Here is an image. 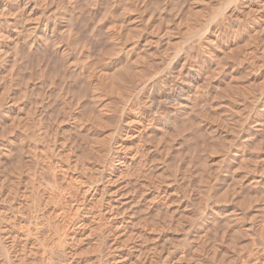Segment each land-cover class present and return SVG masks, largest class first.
<instances>
[{"label":"rangeland","instance_id":"374dc122","mask_svg":"<svg viewBox=\"0 0 264 264\" xmlns=\"http://www.w3.org/2000/svg\"><path fill=\"white\" fill-rule=\"evenodd\" d=\"M0 45V264H264V0H0Z\"/></svg>","mask_w":264,"mask_h":264},{"label":"bare ground","instance_id":"6f19581e","mask_svg":"<svg viewBox=\"0 0 264 264\" xmlns=\"http://www.w3.org/2000/svg\"><path fill=\"white\" fill-rule=\"evenodd\" d=\"M228 1V0H227ZM230 1V0H229ZM235 1V0H234ZM225 2V1H224ZM241 2V1H240ZM133 3V2H132ZM226 3V2H225ZM134 4V3H133ZM224 4V3H223ZM237 4V3H236ZM235 4V6H237ZM225 5V4H224ZM227 5H228V2H227ZM126 7V6H125ZM4 8V7H3ZM135 8V7H134ZM105 9H106V7H105ZM125 9V8H124ZM127 9V8H126ZM103 10V9H102ZM123 12H125V10L123 11ZM225 14V13H224ZM223 14V15H224ZM221 15V14H220ZM103 16V15H102ZM130 17V16H129ZM225 17V16H224ZM101 18V17H100ZM128 18V17H127ZM54 19V18H53ZM66 19V18H65ZM67 22V21H66ZM115 22V21H114ZM55 23H54V21L53 20H51V18L49 19V18H47L46 17V20L44 19V20H39L38 19V21H37V23L33 26V29H31L30 30V26H26L27 27V31H26V33H27V35H28V38H29V40H30V44H32V46L33 47H46V44H45V42L43 41V37H44V40H45V37H52V39H55V44H59V43H61L58 39H56V36H55V33L53 32L54 31V27H55ZM64 25H67V24H64ZM117 25V24H116ZM221 25V24H220ZM114 26V25H113ZM219 26V25H218ZM66 27V26H65ZM69 27V26H68ZM120 27V26H119ZM119 27L117 26V28L119 29ZM108 28H109V26H108ZM107 28V29H108ZM114 28V27H113ZM116 28V29H117ZM193 28V27H192ZM63 29H64V27H63ZM78 29V28H77ZM215 29V28H214ZM68 30V29H67ZM66 30V31H67ZM70 30V29H69ZM80 31V30H79ZM105 31V30H104ZM145 31V30H144ZM2 32V31H1ZM24 32V31H23ZM69 32V31H68ZM67 32V33H68ZM2 34H3V32H2ZM63 34H64V32H63ZM64 35H67V34H64ZM119 35H121V34H119ZM202 35V34H201ZM68 37V36H67ZM87 37H89V36H87ZM93 37V36H92ZM113 37V36H112ZM122 37H123V35H122ZM90 38V37H89ZM121 38V37H120ZM72 39V38H71ZM111 39V38H110ZM110 39H108L107 41H109ZM114 39V38H113ZM117 39V38H116ZM118 39H119V37H118ZM133 39V38H132ZM50 40V39H49ZM67 40V39H66ZM69 40H70V38H69ZM83 40V39H82ZM106 40V39H105ZM211 40V39H210ZM107 41H105V42H107ZM114 41V40H113ZM76 42L77 41H75V40H73L72 42H70L68 45H72V46H74V44H75V46H78L77 44H76ZM93 42V41H92ZM188 42V41H187ZM186 42V43H187ZM54 43V42H53ZM78 43H79V41H78ZM104 43V42H103ZM114 43V42H113ZM159 43V42H158ZM84 44V41H83V43H82V45ZM140 44V43H139ZM142 44H144V43H142ZM64 45H65V43H64ZM67 45V46H68ZM82 45H81V48H82ZM85 45V44H84ZM89 45V44H88ZM106 45H107V43H106ZM118 45V44H117ZM131 45V44H130ZM190 45V44H189ZM70 47V48H72L73 49V47ZM75 46H74V48H75ZM80 46V45H79ZM78 46V47H79ZM101 46V45H100ZM134 46V45H133ZM54 47V46H53ZM85 47V46H84ZM91 47V46H90ZM118 47H119V45H118ZM132 47V46H131ZM62 48H64V46H62L61 47V49ZM68 48V47H67ZM86 48V47H85ZM99 48V47H98ZM122 48H124V47H122ZM69 49V48H68ZM76 49H77V47H76ZM79 50H80V48H78ZM84 49V48H83ZM121 49V48H120ZM3 50V48L1 47V45H0V52L2 53V52H5L4 50ZM71 50V49H70ZM85 50V49H84ZM138 50V49H137ZM189 50V49H188ZM8 51V50H7ZM42 51V50H41ZM46 51H47V49H46ZM60 51H62V50H60ZM64 51V50H63ZM65 51H67V49H65ZM72 51V50H71ZM74 51V50H73ZM81 51V50H80ZM107 53L105 52V51H102V53L103 52H105L106 54H107V56L106 57H110L111 58V55L113 56V53H116L117 51H119V53H120V50H118V48H117V46H116V44H111V45H109L108 47H107ZM125 51V50H124ZM123 51V52H124ZM134 51V50H133ZM43 52V51H42ZM41 52V53H42ZM8 53V52H7ZM6 52H5V54L4 55H6L7 54ZM64 53V52H63ZM70 53V52H69ZM74 53V52H73ZM78 53H79V51H78ZM83 53V52H82ZM143 53H144V51H143ZM43 54V53H42ZM51 54V53H50ZM65 54V53H64ZM64 54H63V57H64ZM67 54V53H66ZM71 54V53H70ZM116 54H118V52L116 53ZM116 54H114V56L116 55ZM125 54V53H124ZM49 55V54H48ZM73 55H75V54H73ZM78 55H80V53L78 54ZM123 55V54H122ZM137 55V54H136ZM7 56V55H6ZM81 56V55H80ZM83 56H86V55H82V60L84 61V58H88L89 57V55H88V57H84L83 58ZM95 56H97V58H95V60L97 61V63H98V67H99V65L100 64H102V66L101 67H103L104 68V70L103 71H101V69H99V70H97L98 71V74H99V72L101 73V75L100 76H102V74H104L103 75V78L102 79H104V77H106V76H109L108 75V73L110 74V72H112L111 73V78L112 77H114V78H112L113 79V81H115L114 79L115 78H119L120 77V75L122 74H124V71L125 72H127L125 69V66L121 63L122 61L120 60L121 59V57H120V55L118 54L117 56H116V60H117V62L119 63V61H121L119 64H115L111 69V71L110 72H107V71H109V64L107 63V62H104L105 61V59H104V61H103V59L101 60V58L104 56V54L102 55V57H100L99 55H94V57ZM98 56L100 57V59H98ZM113 56V57H114ZM146 56V55H145ZM61 57V56H60ZM67 57V56H66ZM74 58H76V57H72L71 59H72V61L70 62V63H68V66L70 65H72V67L74 68V69H76L77 67H81V68H84L85 67V61L84 62H82V63H84L83 65H84V67H83V65H79V66H76L75 64L78 62L79 64H80V59H79V61H77V62H75L73 59ZM78 58V57H77ZM80 58V57H79ZM91 58V57H90ZM89 58V59H90ZM109 58V59H110ZM115 58V57H114ZM114 58H113V61H114ZM124 58V57H123ZM128 58V57H127ZM92 59V58H91ZM98 59V60H97ZM106 59H108V58H106ZM126 59V58H125ZM136 59V58H135ZM135 59H133L134 61H135ZM43 60H45V59H43ZM77 60V59H76ZM93 61H94V59H92ZM116 60H115V62H116ZM47 61H50V57H48V58H46V60L44 61V63L46 62V64H48V63H51V62H48L47 63ZM57 61V60H56ZM55 61V62H56ZM69 61V60H68ZM73 61H74V63H73ZM88 60H86V62H87ZM96 61L95 62H93V64L94 63H96ZM35 62V61H34ZM104 62V63H103ZM164 62V61H163ZM61 63V65L60 64H58V66H56V69H54L53 68V71H51L52 70V68L51 67H53V66H49V65H53L54 63H53V61H52V63L51 64H49L48 65V67H50L51 68V72H49V74L50 73H52L51 75L53 76L52 78H51V76L50 75H48V72H47V70H46V72H47V74H46V76L48 75V76H50V77H46V79L47 78H49V83L47 82V80L46 79H44V80H46V81H44V82H47L49 85L50 84H52V85H50V86H52V87H54L53 86V84H56V83H59V85L61 84V82H62V80L60 81V82H54V81H56V80H54L55 79V76L57 77H61V79H62V77H63V79H64V76H65V79H68L69 78V76L67 75V78H66V73L64 74V73H62V74H64L63 76L62 75H59V73L60 72H58V68L57 67H59V66H61V67H59V68H64L63 67V65L64 64H66L67 65V63H65L64 61H62V62H60ZM64 63V64H63ZM88 63V64H87ZM86 64L87 65H89V62H87ZM126 63V62H125ZM124 63V64H125ZM135 63V62H134ZM147 63V62H146ZM206 63V62H205ZM37 64H38V62H37ZM41 64V63H40ZM126 64H128V62L126 63ZM143 64V63H142ZM141 64V65H142ZM182 64V63H181ZM43 65V64H42ZM55 65V64H54ZM57 65V64H56ZM78 65V64H77ZM86 65V66H87ZM113 65V64H112ZM169 65V64H168ZM171 65V64H170ZM38 66H40V65H38ZM46 66V65H45ZM44 66V67H45ZM91 66V65H90ZM205 66V65H204ZM44 67H41L42 68V70H43V68ZM135 67V66H134ZM144 67V66H143ZM170 67V66H169ZM46 68V67H45ZM49 68V69H50ZM65 68H67V67H65ZM69 68V67H68ZM86 69H85V72H86V70L88 71L89 69L87 68V67H85ZM90 68V67H89ZM94 68H95V64H94ZM141 68V67H140ZM139 68V69H140ZM166 68H168V67H166ZM46 69H48V68H46ZM73 69V70H74ZM91 69H92V66H91ZM128 69V68H127ZM59 70H63V69H59ZM80 70H82L83 71V69H80ZM93 70V69H92ZM129 70V69H128ZM134 70V69H133ZM179 70V69H178ZM69 71V70H68ZM70 71H72V70H70ZM89 71H91V70H89ZM95 71V70H94ZM136 71V70H135ZM197 71V68L196 67H194V69L192 68V72H196ZM40 72V71H39ZM63 72H65V71H63ZM96 72V71H95ZM104 72V73H103ZM143 72V71H142ZM41 73V72H40ZM84 73V72H83ZM89 73V72H88ZM93 73V72H92ZM138 73V72H137ZM141 73V72H140ZM191 73V72H190ZM197 73V72H196ZM75 74V73H74ZM90 75H84V76H87V77H85V80L87 81V80H93V79H89V78H91L93 75L91 74V73H89ZM95 74V73H94ZM97 73H96V75H98ZM107 74V75H106ZM127 74V73H126ZM128 74H130V73H128ZM152 74V73H151ZM44 75V74H43ZM70 75V74H69ZM72 75V74H71ZM71 75H70V78H71ZM121 75V76H122ZM131 75V74H130ZM133 75H136V74H133ZM133 75H131V76H133ZM88 76H89V78H88ZM91 76V77H90ZM131 76H130V78H131ZM136 76H138V75H136ZM143 76V75H142ZM174 76V75H173ZM31 77V76H30ZM60 77H59V79H60ZM73 77H74V75L72 76V79H73ZM78 76H76V78H77ZM95 77V76H94ZM93 77V78H94ZM123 77H125V76H123ZM135 77V76H134ZM75 78V79H76ZM84 78V77H83ZM86 78H88V79H86ZM95 78H99V76L98 77H95ZM101 78V77H100ZM108 78V77H107ZM107 78H105L106 80H107ZM110 78V77H109ZM108 78V79H109ZM110 78V79H111ZM117 78V79H118ZM149 78V77H148ZM58 79V78H57ZM71 79V80H72ZM82 79V78H81ZM128 79V78H127ZM134 79H136V78H134ZM141 79V78H140ZM143 80H144V78H142ZM141 79V80H142ZM146 79V78H145ZM95 80V79H94ZM93 80V81H94ZM101 80V79H100ZM100 80H98V82L97 83H99L100 84ZM119 80H120V78H119ZM129 80H133V79H129ZM137 80V79H136ZM149 80V79H148ZM170 80H171V78H170ZM182 80V79H181ZM77 81H79V80H77ZM86 81H83V83L84 84H87V82ZM92 81V82H93ZM96 81V80H95ZM94 81V82H95ZM100 81V82H99ZM102 81H104L105 82V80H102ZM107 81H109V80H107ZM112 81V80H111ZM111 81H109V82H111ZM117 82H115V83H119L118 82V80H116ZM123 81V80H122ZM139 82H141L140 80H138ZM151 81V80H150ZM43 82V83H44ZM64 82L66 83V80H64ZM72 82V81H71ZM75 82H76V80H75ZM73 83V84H76V83ZM93 82V83H94ZM104 82H101V84L102 83H104ZM127 82V81H126ZM129 82V81H128ZM131 82V81H130ZM129 82V83H130ZM169 82V81H168ZM65 83H62L61 85L63 86V84H65ZM69 83H70V81H69ZM68 83V84H69ZM71 83V84H72ZM79 83V82H78ZM81 83H82V81H81ZM81 83H79V84H81ZM89 83H90V81H89ZM122 83V82H121ZM149 82H147V87H148V85H151V84H148ZM156 83V82H155ZM169 83H171V82H169ZM45 84V83H44ZM92 84V83H91ZM106 84V83H105ZM110 84H112V83H110ZM120 84V83H119ZM122 84H126L125 82L124 83H122ZM131 84V83H130ZM146 84V80L145 81H143V82H141V83H139L138 85H136L137 86V90L134 92V90L136 89V86L135 85H133V87L135 86V89H133L128 95H127V97L125 98L124 97V101H123V103H124V105H122V109H123V111H124V109L125 108H127V107H125L126 105H128V104H131L130 102V100H132V99H137L138 98V96H139V93L143 90V89H145V85ZM159 84V83H158ZM175 86H174V89H175V92L176 93H174V94H170L171 95V99L172 100H175L177 103H178V106H180V108H181V110H183L184 111V109L187 107V105L189 106V94H184V95H186V96H184L183 94H182V92L183 91H185L186 90V88H185V85H184V82H182V81H178V83H173ZM60 85V86H61ZM94 85H95V83H94ZM132 85V84H131ZM40 86H41V84H40ZM156 86V85H155ZM67 88V87H66ZM74 88V87H73ZM89 88V87H88ZM110 88H111V86H110ZM110 88H108L109 90H110ZM132 88V87H131ZM151 88H153L154 89V86H152V87H150L149 88V90L151 89ZM56 89V88H55ZM61 89V88H60ZM69 89H72V88H69ZM79 89V88H78ZM93 89H94V87H93ZM114 89V88H113ZM122 89V88H121ZM188 89V88H187ZM46 90V89H45ZM106 90V89H105ZM108 90V91H109ZM124 90V89H123ZM122 90V91H123ZM148 90V91H149ZM152 90V89H151ZM150 90V91H151ZM189 90V89H188ZM49 91H51V89L49 90ZM56 91H57V89H56ZM70 91V90H69ZM92 91V90H91ZM96 91H98V89H96ZM100 91V90H99ZM110 91H112V90H110ZM113 91H116L115 89L113 90ZM119 91V90H118ZM128 91V90H127ZM149 91V92H150ZM153 91V90H152ZM172 91H173V89H172ZM190 91V90H189ZM44 92V91H43ZM74 92V91H73ZM80 92H81V90H80ZM95 91H93L92 93H93V95H96L95 93H94ZM106 93H108L107 91H105ZM123 92H125V90L123 91ZM122 92V93H123ZM129 92V91H128ZM149 92L147 93L148 94V96H150L149 95ZM185 92H187V91H185ZM52 93V92H51ZM58 93V92H57ZM68 93V92H67ZM70 93H72V92H70ZM98 93V92H97ZM110 93V92H109ZM113 93V92H112ZM125 93H127V92H125ZM168 93V92H167ZM188 93H190V92H188ZM44 94V93H43ZM47 94H49L48 92H47ZM84 94V93H83ZM99 94V93H98ZM118 94V93H117ZM151 94V93H150ZM41 95V94H40ZM52 95V94H51ZM63 95V94H62ZM74 95V94H73ZM88 95V94H87ZM91 95V94H90ZM108 95V94H107ZM169 95V96H170ZM188 95V96H187ZM76 96V95H75ZM89 96V95H88ZM97 96H99V95H97ZM168 96V95H167ZM49 97V96H48ZM51 97V96H50ZM58 97V96H57ZM71 97H72V95H71ZM79 97V96H78ZM82 97V96H81ZM87 97V96H86ZM121 97V96H120ZM189 97V98H188ZM44 98V97H43ZM53 98V97H52ZM89 98V97H88ZM96 97H94V99H95ZM123 98V97H122ZM63 99V98H62ZM70 99V98H69ZM75 99V98H74ZM81 99V98H80ZM80 99H79V101H80ZM90 99H92V98H90ZM51 100V99H50ZM54 100V99H53ZM121 100V99H120ZM120 100H118V101H120ZM140 100V99H139ZM142 100V99H141ZM148 100H149V102L147 103L148 105H149V107L151 108V111L153 112V113H155L156 112V108H157V105L160 103L159 101H158V99H157V101L158 102H156V100H154V98L153 97H149L148 98ZM38 101H39V99H38ZM44 101V100H43ZM52 101V100H51ZM69 101V100H68ZM134 101V100H133ZM132 101V102H133ZM55 102V101H54ZM66 102V101H65ZM77 102V101H76ZM137 102V101H136ZM166 102V101H165ZM69 103V102H68ZM83 103V102H82ZM73 104V103H72ZM76 104H78V103H76ZM89 104V103H88ZM93 104V103H92ZM62 105V104H61ZM79 105V104H78ZM119 105V104H118ZM146 105V104H145ZM191 105V104H190ZM46 106V105H45ZM50 106V105H49ZM63 106V105H62ZM76 106V105H75ZM120 106V105H119ZM41 107V106H40ZM129 107V106H128ZM33 108V107H32ZM42 108V107H41ZM59 108V107H58ZM61 108H63V107H61ZM83 108V107H82ZM179 108V109H180ZM46 109V108H45ZM72 109V108H71ZM78 109V108H77ZM117 109H118V107H117ZM34 110V109H33ZM67 110V109H66ZM186 110V109H185ZM46 111V110H45ZM79 111V110H78ZM81 111V110H80ZM114 111V110H113ZM186 112V111H185ZM56 113V112H55ZM124 113V112H123ZM54 114V113H53ZM57 114V113H56ZM113 114V113H112ZM108 115V114H107ZM73 117V116H72ZM109 117V116H108ZM76 118V117H75ZM111 118V117H110ZM120 118V117H119ZM169 117H167V119H168ZM138 119V118H137ZM139 120V119H138ZM166 120V119H165ZM167 122V121H166ZM238 124V123H237ZM240 125H241V123H240ZM264 124H263V121H262V119H258V121H256V126H255V131H258V130H260V128H264V126H263ZM242 142V141H241ZM243 145V144H242ZM113 148V147H112ZM114 151V150H113ZM236 151H237V149H236ZM244 151V150H243ZM236 153L237 152H232V159H236V158H238V156L236 155ZM237 156V157H236ZM115 161H118L116 164L114 163V162H112L111 163V161H110V168L109 169H113L114 167L115 168H117V169H122V168H125L126 167V164L127 165H130V164H132V161H129V162H127V160H125V158L124 157H122V158H119V157H117L116 159H115ZM114 163V164H113ZM87 191H90L89 189L87 190ZM57 210V209H56ZM59 210V209H58ZM58 213V212H57ZM226 221V220H225ZM121 225V224H120ZM1 228V227H0ZM2 231L3 232H5L6 231V227L5 226H3L2 228H1V233H2ZM26 232V231H25ZM24 231H22L21 233H20V236H22V237H20V236H18L17 234L16 235H12L11 234V236H9L10 238V242H8V243H13V241H15L14 239H16L17 237L18 238H25V236H26V233H25ZM6 233V232H5ZM16 233V232H15ZM7 235V234H6ZM4 237H5V235H4ZM7 237V236H6ZM8 238V237H7ZM8 239V240H9ZM7 240V241H8ZM24 240V239H23ZM4 243H6L5 241H4ZM21 244H22V248L20 249L22 252H23V250L25 249V247H26V244H25V242L23 241V242H21ZM20 244V245H21ZM6 250H9V248L8 249H6ZM29 250V249H28ZM9 253V252H8ZM11 254V253H10ZM15 257L17 258V257H19L18 256V254L17 255H15ZM10 260H12L11 258H9Z\"/></svg>","mask_w":264,"mask_h":264}]
</instances>
